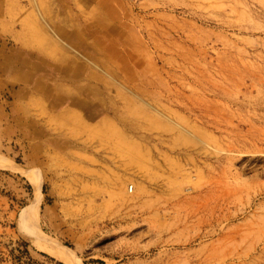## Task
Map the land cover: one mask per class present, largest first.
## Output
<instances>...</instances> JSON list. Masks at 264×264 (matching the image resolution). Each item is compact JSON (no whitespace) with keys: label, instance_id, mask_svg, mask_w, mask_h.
Segmentation results:
<instances>
[{"label":"rangeland","instance_id":"rangeland-1","mask_svg":"<svg viewBox=\"0 0 264 264\" xmlns=\"http://www.w3.org/2000/svg\"><path fill=\"white\" fill-rule=\"evenodd\" d=\"M264 264V0H0V264Z\"/></svg>","mask_w":264,"mask_h":264},{"label":"bare ground","instance_id":"bare-ground-1","mask_svg":"<svg viewBox=\"0 0 264 264\" xmlns=\"http://www.w3.org/2000/svg\"><path fill=\"white\" fill-rule=\"evenodd\" d=\"M50 253L54 256L58 257L59 259L67 262L68 264H77L76 262L72 261L69 256H67L64 252H60L57 249H49Z\"/></svg>","mask_w":264,"mask_h":264},{"label":"trees","instance_id":"trees-1","mask_svg":"<svg viewBox=\"0 0 264 264\" xmlns=\"http://www.w3.org/2000/svg\"><path fill=\"white\" fill-rule=\"evenodd\" d=\"M57 264H64L61 261H58ZM85 264H106V262L102 259H95V258H91L90 260L86 261Z\"/></svg>","mask_w":264,"mask_h":264}]
</instances>
